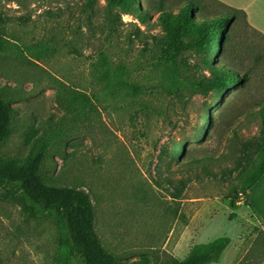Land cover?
<instances>
[{"label": "rangeland", "instance_id": "obj_1", "mask_svg": "<svg viewBox=\"0 0 264 264\" xmlns=\"http://www.w3.org/2000/svg\"><path fill=\"white\" fill-rule=\"evenodd\" d=\"M182 1L134 0L145 14L141 23L107 0L91 9L86 0H0L7 43L0 97L13 108L0 158L23 160L46 141L43 180L89 193L95 232L123 262L169 264L195 244L228 237L220 260L210 264H264V181L254 197L260 210L252 191H242V170L257 160L264 141V41L237 14L223 31L221 55L214 47L211 60L245 81L223 94L169 96L158 86L165 39L158 6L177 12ZM200 2L205 14L232 13L219 2ZM262 7L257 0L252 12L261 16ZM37 46L45 53L28 61L24 52ZM100 54L111 67L123 66L142 92L103 91ZM200 57L187 46L176 60L191 78L204 80L210 73ZM70 91L87 95L83 110L71 105ZM237 193L235 210L230 202ZM19 197L13 185L0 189V264H55V217L26 214Z\"/></svg>", "mask_w": 264, "mask_h": 264}, {"label": "trees", "instance_id": "obj_2", "mask_svg": "<svg viewBox=\"0 0 264 264\" xmlns=\"http://www.w3.org/2000/svg\"><path fill=\"white\" fill-rule=\"evenodd\" d=\"M95 1L86 0L85 7L91 9ZM107 2L111 8L118 7L123 14L133 16L141 23L145 22V14L139 10L134 0ZM158 10L157 22L165 32L157 61L161 76L158 86L163 93L177 97L209 91L223 94L229 88L245 81L246 77H239L229 69L214 67L211 60L214 47L215 54L221 55L223 31L235 21V16L240 14L245 18L242 11L230 9L231 14L222 12L205 14L204 5L200 0H183L177 12L163 10L161 5L158 6ZM183 39L188 40L189 45L184 44ZM187 46H191L200 54L202 66L210 73L209 78L193 79L178 66L177 55ZM6 47V40L0 36V53L4 52ZM43 50V47L37 46L35 50L31 47L24 52L26 54L24 57L28 61H39L45 53ZM98 64L101 70L105 68L99 73L98 78L105 84L103 91L107 94L115 96L117 92L125 91L129 95H138L142 92L140 86L125 78L126 71L123 66L111 67L104 54L99 55ZM68 94L71 96V105L78 104L81 110L89 103V98L82 92L70 91ZM12 115L13 108L10 103L0 97V145L10 134ZM259 115L261 135L264 137V106L259 109ZM46 148V141H42L23 160L0 158V189L8 185L16 187L20 192L17 202L26 214L30 216L51 214L55 217L58 232V256L55 264H73L76 259L83 264H144L140 260L123 262L105 250L95 232L94 209L88 192L81 188L49 185L43 180L41 164ZM178 150L181 152L182 149ZM256 158L249 168L246 166L242 170V191H252L251 203L254 208L260 210L264 203H256L254 197L256 189L264 181V141L257 146ZM238 194L230 202V207L235 210ZM233 217L231 214L229 220ZM229 243L228 237H220L208 243L195 244L182 260L169 264L217 263Z\"/></svg>", "mask_w": 264, "mask_h": 264}, {"label": "crops", "instance_id": "obj_3", "mask_svg": "<svg viewBox=\"0 0 264 264\" xmlns=\"http://www.w3.org/2000/svg\"><path fill=\"white\" fill-rule=\"evenodd\" d=\"M219 2L226 7L242 11L244 13L245 25L248 30L251 31L255 36H258L264 41V7L261 8V16L256 15L252 12L253 4L257 0H249V2L243 3V0H214Z\"/></svg>", "mask_w": 264, "mask_h": 264}, {"label": "built area", "instance_id": "obj_4", "mask_svg": "<svg viewBox=\"0 0 264 264\" xmlns=\"http://www.w3.org/2000/svg\"><path fill=\"white\" fill-rule=\"evenodd\" d=\"M238 195H239V197H241V194L240 193Z\"/></svg>", "mask_w": 264, "mask_h": 264}]
</instances>
